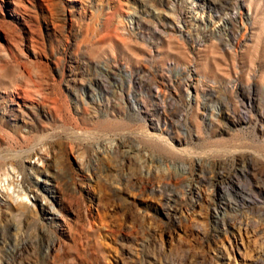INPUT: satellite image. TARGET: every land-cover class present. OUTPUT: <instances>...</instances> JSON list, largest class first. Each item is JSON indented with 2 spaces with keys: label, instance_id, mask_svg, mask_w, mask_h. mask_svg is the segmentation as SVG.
Here are the masks:
<instances>
[{
  "label": "rangeland",
  "instance_id": "obj_1",
  "mask_svg": "<svg viewBox=\"0 0 264 264\" xmlns=\"http://www.w3.org/2000/svg\"><path fill=\"white\" fill-rule=\"evenodd\" d=\"M0 264H264V0H0Z\"/></svg>",
  "mask_w": 264,
  "mask_h": 264
},
{
  "label": "bare ground",
  "instance_id": "obj_2",
  "mask_svg": "<svg viewBox=\"0 0 264 264\" xmlns=\"http://www.w3.org/2000/svg\"><path fill=\"white\" fill-rule=\"evenodd\" d=\"M20 3V2H19ZM92 227V226H91Z\"/></svg>",
  "mask_w": 264,
  "mask_h": 264
}]
</instances>
